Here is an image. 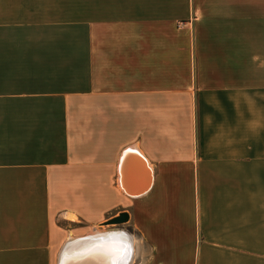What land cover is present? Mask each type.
Returning <instances> with one entry per match:
<instances>
[{"label": "crops", "instance_id": "obj_1", "mask_svg": "<svg viewBox=\"0 0 264 264\" xmlns=\"http://www.w3.org/2000/svg\"><path fill=\"white\" fill-rule=\"evenodd\" d=\"M46 20H0V264L131 236L102 225L123 212L133 264H264V0Z\"/></svg>", "mask_w": 264, "mask_h": 264}, {"label": "bare ground", "instance_id": "obj_2", "mask_svg": "<svg viewBox=\"0 0 264 264\" xmlns=\"http://www.w3.org/2000/svg\"><path fill=\"white\" fill-rule=\"evenodd\" d=\"M131 157L133 162L137 160L143 170H146L138 157L134 159L133 154ZM148 183L149 180H147L143 188L141 190L139 189L138 192L132 187L127 186V188L132 195H138L148 189ZM129 238L127 236V240H130ZM127 240L124 238V233L115 231L109 232L106 235L97 233L94 237L77 240L72 242V245L68 247L66 244L64 249L67 248L65 251L64 249L62 250L59 264H129L130 259L128 260L127 258L131 256V250L130 254H126V249H131V247Z\"/></svg>", "mask_w": 264, "mask_h": 264}, {"label": "rangeland", "instance_id": "obj_3", "mask_svg": "<svg viewBox=\"0 0 264 264\" xmlns=\"http://www.w3.org/2000/svg\"><path fill=\"white\" fill-rule=\"evenodd\" d=\"M18 0H0V20L2 19H12V20H32L34 21L35 17H42L46 18L47 22L50 21H61L64 22V25H67L66 28L63 29L64 32H68L69 30V23H70V12H71V0H58V1H53L49 0L45 7H24L20 8L18 7ZM23 5H33V3H22ZM35 5L38 6V2H35ZM63 20H59V19ZM56 19V20H54ZM62 30V29H61ZM50 31V30H48ZM36 187H32V190L36 192ZM41 187V186H40ZM28 188V187H27ZM107 228H116V229H122L129 233L131 236H128L127 234L124 236L130 237L132 240V244L134 245L135 243V235L132 232L131 228L126 227V223L124 224H119V225H108L105 226ZM120 233L121 231H116ZM123 233V232H121ZM125 238V237H124ZM128 244L130 245V240H128ZM131 246V245H130ZM133 251L134 248L131 247V262L130 264H133L134 258H133ZM58 262V260H57Z\"/></svg>", "mask_w": 264, "mask_h": 264}, {"label": "water", "instance_id": "obj_4", "mask_svg": "<svg viewBox=\"0 0 264 264\" xmlns=\"http://www.w3.org/2000/svg\"><path fill=\"white\" fill-rule=\"evenodd\" d=\"M129 221V215L126 212L120 213L118 216L108 220L102 225L108 226V225H119L124 224Z\"/></svg>", "mask_w": 264, "mask_h": 264}, {"label": "snow or ice", "instance_id": "obj_5", "mask_svg": "<svg viewBox=\"0 0 264 264\" xmlns=\"http://www.w3.org/2000/svg\"><path fill=\"white\" fill-rule=\"evenodd\" d=\"M126 254H130V248L126 249Z\"/></svg>", "mask_w": 264, "mask_h": 264}]
</instances>
